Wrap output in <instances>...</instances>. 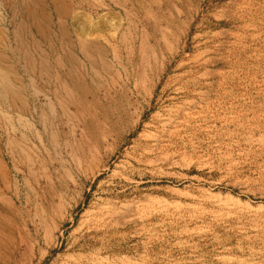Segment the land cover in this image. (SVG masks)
Returning <instances> with one entry per match:
<instances>
[{"label":"rangeland","instance_id":"obj_1","mask_svg":"<svg viewBox=\"0 0 264 264\" xmlns=\"http://www.w3.org/2000/svg\"><path fill=\"white\" fill-rule=\"evenodd\" d=\"M0 264H264V0H0Z\"/></svg>","mask_w":264,"mask_h":264},{"label":"bare ground","instance_id":"obj_2","mask_svg":"<svg viewBox=\"0 0 264 264\" xmlns=\"http://www.w3.org/2000/svg\"><path fill=\"white\" fill-rule=\"evenodd\" d=\"M58 1H59V0H58ZM53 2H54V1H53ZM54 3H55V2H54ZM57 4H58V3H57ZM3 80H4V79H3ZM3 80H2V81H3ZM8 85H9V83H8ZM6 86H7V85H6ZM16 97H17V95H16ZM6 98H7V97H6Z\"/></svg>","mask_w":264,"mask_h":264}]
</instances>
